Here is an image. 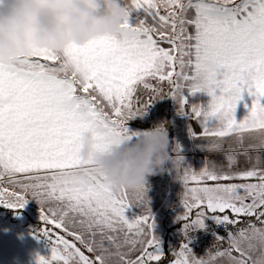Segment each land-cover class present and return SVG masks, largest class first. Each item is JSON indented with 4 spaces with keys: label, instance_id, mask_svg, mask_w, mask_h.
I'll list each match as a JSON object with an SVG mask.
<instances>
[{
    "label": "snow or ice",
    "instance_id": "6c2138e0",
    "mask_svg": "<svg viewBox=\"0 0 264 264\" xmlns=\"http://www.w3.org/2000/svg\"><path fill=\"white\" fill-rule=\"evenodd\" d=\"M124 2L116 33L0 63V205L39 203L35 236L51 255L37 264H163L145 185L115 193L79 152L85 132L101 153L131 141L127 122L171 97L222 160L205 158L196 171L177 148L185 241L167 264H264V0ZM186 90L211 101L190 105ZM245 92L254 99L241 121ZM137 202L144 214L129 219ZM209 217L231 230L197 255L190 233Z\"/></svg>",
    "mask_w": 264,
    "mask_h": 264
},
{
    "label": "clouds",
    "instance_id": "9594fccd",
    "mask_svg": "<svg viewBox=\"0 0 264 264\" xmlns=\"http://www.w3.org/2000/svg\"><path fill=\"white\" fill-rule=\"evenodd\" d=\"M128 16L124 0H0V63H15L33 49L62 51L120 30ZM161 122L138 139L101 153L91 132L79 156L90 161L115 193L144 186L172 159L167 126Z\"/></svg>",
    "mask_w": 264,
    "mask_h": 264
},
{
    "label": "crops",
    "instance_id": "0c3cea01",
    "mask_svg": "<svg viewBox=\"0 0 264 264\" xmlns=\"http://www.w3.org/2000/svg\"><path fill=\"white\" fill-rule=\"evenodd\" d=\"M245 93L246 95L243 94V99L238 102L236 109V118L241 121L250 114L252 101L254 99L248 95L247 92ZM185 94L190 105L200 104L207 107L211 101V96L206 92H198L195 95H192L186 90ZM157 103L156 100L150 118L148 117L149 115H138L127 122V127L130 133L133 134L131 140L138 139L140 136L146 134L148 130L160 124L161 118H158V115L154 110ZM245 105H247V107ZM187 113L188 120L186 122V132L184 135H179L175 141L172 139L169 143V152L172 159L169 160L157 175L149 177L145 184L146 199L148 201L147 207L151 209L155 218L157 227L155 230L160 232L165 228L164 225L168 224L165 222L168 217L167 215L176 211L175 207L177 204H175V195L180 192L182 187H184L183 181L179 178L182 171H178L174 165V159L177 155V151H174V149L177 150L178 148L179 154L184 157V167L191 166L192 169L196 171H199L200 168L203 167L205 158L217 161L222 160L220 155L211 154L207 151L206 140L198 135L202 132L201 123L198 120L193 119L189 111H187ZM217 123H219V121L215 118H213L212 121H209V125ZM194 133L196 135H194ZM174 134L175 132H173V136ZM253 155H255V153H253ZM163 208H166L165 213H162ZM20 210H23V213L21 214H24L25 211L24 215L27 217L29 215L32 220H41L40 205L35 199H30L28 204ZM144 211L145 205L137 202L127 210L126 215L129 219H134L143 215ZM178 218L179 217H177L174 225H177L182 221ZM212 219L214 218H207L206 223L208 221H215ZM7 222L9 221L6 220V222H0V264H37L38 256L49 257L51 255V250H44L43 243L32 235L35 233H30L25 227L15 226L10 222L7 224ZM159 224L160 228L158 227Z\"/></svg>",
    "mask_w": 264,
    "mask_h": 264
},
{
    "label": "rangeland",
    "instance_id": "374dc122",
    "mask_svg": "<svg viewBox=\"0 0 264 264\" xmlns=\"http://www.w3.org/2000/svg\"><path fill=\"white\" fill-rule=\"evenodd\" d=\"M164 90L165 92H168L170 90L167 84L164 85ZM244 94L246 95V93ZM157 102L158 103L155 106L154 110L156 111L158 118H161L160 123L165 122V121L169 122L167 126V134L169 137V142L172 139L175 141L179 135H184V133L186 132V122L188 120V116H187L188 113L187 111H185L182 114L180 110V105L171 97H165L163 99H158ZM151 115L152 113L149 114L148 117L150 118ZM173 132H175L174 136H173ZM174 151H176V149H174ZM184 191H185V188L182 187L180 192L176 193L177 197L175 195V204H177V206L175 207L176 211L167 215L168 216L166 218L167 221L165 220V222L168 224L164 225L165 228L162 229L161 232L158 230L157 231L155 230L156 234L160 238L163 251H165L168 254L171 253V251L174 249H179L181 246L178 240V236L184 233L183 232V221H181L180 225H174V223L177 217L183 216L185 212V208L183 206V194H180V193H184ZM165 212H166V208H163L162 213H165ZM4 213H5L4 211L0 210V222L1 223L6 222V219H7L6 217H4L5 216ZM25 217L26 216L20 215L13 222H11L9 219H7V221H9L12 224H16L19 226L21 225L20 227H25V225H29V220H30ZM212 220H215V219H212ZM33 221H38V220L34 219ZM9 222H7V224H9ZM158 227L160 228V224L158 225ZM25 228L29 230V227H25ZM30 230L29 232L33 233V231H30ZM32 235L36 237L35 234H32ZM165 264H167V262Z\"/></svg>",
    "mask_w": 264,
    "mask_h": 264
},
{
    "label": "built area",
    "instance_id": "2783aa9c",
    "mask_svg": "<svg viewBox=\"0 0 264 264\" xmlns=\"http://www.w3.org/2000/svg\"><path fill=\"white\" fill-rule=\"evenodd\" d=\"M147 93L144 94V99H147ZM154 103L149 106L147 112L143 115H149L152 113ZM231 230V226L226 227L224 224H217L216 221H208L206 228L196 229L190 233L191 247L197 255H203L207 249H210L215 243L217 235H227ZM180 244L185 241L184 233L178 236ZM221 247H226V243Z\"/></svg>",
    "mask_w": 264,
    "mask_h": 264
},
{
    "label": "trees",
    "instance_id": "16d2710c",
    "mask_svg": "<svg viewBox=\"0 0 264 264\" xmlns=\"http://www.w3.org/2000/svg\"><path fill=\"white\" fill-rule=\"evenodd\" d=\"M0 210H2V211L5 212L4 213L5 214L4 217H6L7 219H9L11 222L15 221L18 218V216H20V215L26 216V215H24L25 214V211H24V214H21V213H23V210H19V211L12 210V209H8V208H6V207H4L2 205H0ZM25 218L31 219V220H29V225H25V227H29V230L31 228L30 231H33V233H36L43 226V222L41 220L40 221H33L32 218H30L29 215H28V217L26 216ZM180 223L181 222H179L177 225H180ZM14 225L15 226H19V225H16V224H14ZM39 240L43 243V245H44V248L43 249L44 250H46V251H50L51 250V248H50V246H49V244H48V242L46 241L45 238L41 237ZM170 258H171V254L169 253L167 255V258L163 261V264H165Z\"/></svg>",
    "mask_w": 264,
    "mask_h": 264
}]
</instances>
